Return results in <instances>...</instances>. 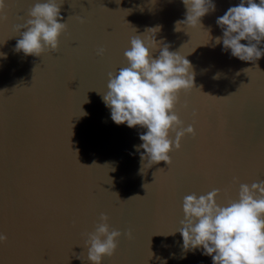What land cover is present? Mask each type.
Here are the masks:
<instances>
[{
    "label": "water",
    "instance_id": "water-1",
    "mask_svg": "<svg viewBox=\"0 0 264 264\" xmlns=\"http://www.w3.org/2000/svg\"><path fill=\"white\" fill-rule=\"evenodd\" d=\"M38 2L47 0H6L0 23V264H89L85 234L101 213L121 232L102 264H212L202 249L183 248L184 197L219 189L223 207L240 184L264 180V56L240 61L216 43L217 18L240 0H213L202 27L180 31L181 0H56L67 26L57 51L25 56L14 26ZM155 27L160 47L192 66L194 87L174 111L194 134L169 153L170 165L141 172L134 146L147 130L116 125L102 94L108 73L127 66L130 39Z\"/></svg>",
    "mask_w": 264,
    "mask_h": 264
},
{
    "label": "clouds",
    "instance_id": "clouds-1",
    "mask_svg": "<svg viewBox=\"0 0 264 264\" xmlns=\"http://www.w3.org/2000/svg\"><path fill=\"white\" fill-rule=\"evenodd\" d=\"M181 2L186 14L185 19L176 21V31L181 30V25L191 29L202 27V17L215 11L216 7L213 0ZM5 8L6 0H0V23L7 20ZM27 16L25 23L14 26L20 36L15 51L36 57L45 52H56L59 37L67 27L61 22L63 18L56 0L35 3ZM80 22H84L82 18ZM216 24L223 33L222 37L216 38V43L222 41L223 50L230 51L232 57L255 63L264 56V48L258 47L264 41V0L258 3L240 0L237 6L229 7L218 17ZM158 31V27L149 28L143 35L130 39V47L124 52L127 66L115 74L108 73L107 91L102 94L116 125L139 126L147 130L139 135L142 143L134 146L137 152L143 149L141 172L159 162L170 165L169 153L173 148L180 149V141L186 134H194L191 125L182 127V121L174 111L179 93L194 87L192 66L186 58L169 51L168 45L160 47L155 39ZM241 41H247V44ZM158 47L159 55L153 58L151 53ZM104 52V48H99L96 55L103 56ZM170 133L175 134L174 140L170 139ZM218 194L219 189H213L199 197L195 194L184 197L183 219L178 231L184 250L202 249V255L211 257L212 264H264V180L251 185L240 184L238 199L223 207L216 202ZM108 219L101 213L94 231L85 234L83 247L87 250L89 264H102V259L112 257L117 249L121 232L110 230ZM124 235L131 239V232ZM6 240L7 235L0 233V243ZM76 258L83 261L85 256L81 253Z\"/></svg>",
    "mask_w": 264,
    "mask_h": 264
}]
</instances>
